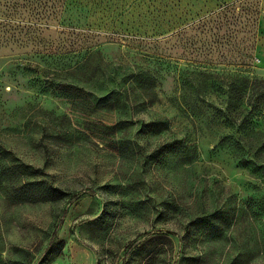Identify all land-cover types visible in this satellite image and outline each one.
<instances>
[{"label":"rangeland","instance_id":"1","mask_svg":"<svg viewBox=\"0 0 264 264\" xmlns=\"http://www.w3.org/2000/svg\"><path fill=\"white\" fill-rule=\"evenodd\" d=\"M244 78L264 0H0V264H264Z\"/></svg>","mask_w":264,"mask_h":264},{"label":"trees","instance_id":"2","mask_svg":"<svg viewBox=\"0 0 264 264\" xmlns=\"http://www.w3.org/2000/svg\"><path fill=\"white\" fill-rule=\"evenodd\" d=\"M248 81L245 78L239 80L240 83L237 85V87L235 89V92L238 95L237 96V102H239V103L242 101L241 98H242V96L245 95V93L247 92L248 89H250V91H251V97H252L253 94L255 95V98L253 100V103L249 106L250 109L246 112V115L237 123V126H239V127L245 126L247 124L248 117H251L254 114L256 115V113L257 114H260V113H263L264 112L263 111V108H261L260 106L258 107L259 101H261V100L264 101V90L263 91L256 92V91H258L257 86H256L257 85L256 84L257 81L255 82L253 80V82L251 83V87L250 88H249V85H247V82ZM150 86H151V80L148 79L147 80V83L145 84V88L144 89L149 88ZM149 125L150 126H155L157 128H160L159 131H161L162 127L165 124H163V122H156V123L152 122ZM164 127H167V125L164 126ZM240 141H241V139H238V138L233 139V138H231V136H223L220 139L219 142L220 143L229 142V143H231L232 146H242ZM260 146H264V141L262 143H260ZM239 164L241 166H243L244 168L251 169V171L254 172V173L264 174V165H259V164H257L256 162H254L252 160H247V159L239 158ZM60 193H61L60 190H58L56 188L48 187V188H46L45 196H43V199L44 200H49V199L56 200V199H60V197H61ZM63 246H64V243H63L62 240H59L56 243V247L58 248V250L55 253V255H53L51 257V261L52 260H55L57 257L60 256V254L62 252V249H63Z\"/></svg>","mask_w":264,"mask_h":264}]
</instances>
